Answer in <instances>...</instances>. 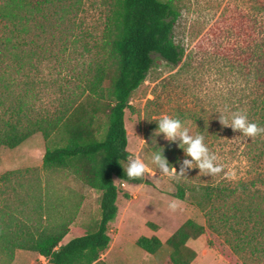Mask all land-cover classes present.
<instances>
[{
	"label": "rangeland",
	"instance_id": "374dc122",
	"mask_svg": "<svg viewBox=\"0 0 264 264\" xmlns=\"http://www.w3.org/2000/svg\"><path fill=\"white\" fill-rule=\"evenodd\" d=\"M172 1L180 13L174 27V40L183 47L185 56L175 68L154 57V64L144 82L130 95L129 108L124 112L126 148L130 155H139L151 172L143 179L146 183L123 182L122 189L119 188L121 182L114 179L118 190L117 215L110 222L109 235L111 239L115 237L117 245L107 263L122 264L121 257H125L127 261L131 258L135 264H164V255L169 251L167 247H162L154 255L155 260L137 255L146 253L134 244L135 239L148 236L150 230H159L158 238L165 240L187 220L206 226V212L210 207L217 215L230 214L233 211L231 205L238 200L247 205L255 189L250 186L247 196H241L236 190L239 182L250 183L252 177L244 153L248 137L220 123L221 115L228 116L231 123L234 104L242 99V95H247V78L232 68L237 65L235 50L245 47L244 38L236 45L238 37L230 18L240 13L244 16V26H249L248 2ZM105 13L103 0H82L71 20L62 25L63 32L56 33L54 40L49 35L45 37V54L33 60V67L26 65L20 71L11 59L4 62L6 65L0 60V101L3 102L0 124L7 118L5 109L14 104L11 97L5 100L10 93L14 97L27 94V113L32 119L52 116L69 99L82 97L98 60L93 47L100 40ZM4 86H7L8 93L3 92ZM107 86L108 82H105L104 87ZM164 116L180 119L184 127H190L192 135H204L205 144L218 155V163L224 171L213 177L193 168L179 180L162 176L151 163L156 150L173 146V151H167L165 158L177 172L183 167V160L190 159L180 147L179 140L170 142L163 134L153 136ZM95 120L96 137L102 140L107 127L106 115L99 111ZM55 144L52 140L46 142L40 133H36L13 149H0V176L13 172L7 182L0 183V208L7 205L24 220L39 202L44 208L41 214L46 216V219L42 218V224L72 222L80 205L78 197L82 191H87L77 176L67 171L47 172L39 167L40 155L46 147L53 148ZM123 164L126 170L128 160ZM256 188L264 196V170L263 180ZM179 190L184 193L183 200L177 197ZM210 191H213L211 202L205 198ZM132 194L136 198L128 203ZM173 201L179 205L176 212L168 208ZM99 205L100 193L94 190L87 204V216L93 224L100 217ZM218 238L223 244L222 250L229 251L238 264H264V256L252 254L249 249L236 253L235 237L225 228L220 227ZM186 245L195 252L192 264H228L218 252L207 247L205 236L189 240ZM261 249L264 250V242Z\"/></svg>",
	"mask_w": 264,
	"mask_h": 264
},
{
	"label": "trees",
	"instance_id": "16d2710c",
	"mask_svg": "<svg viewBox=\"0 0 264 264\" xmlns=\"http://www.w3.org/2000/svg\"><path fill=\"white\" fill-rule=\"evenodd\" d=\"M103 2L106 8L103 27L100 40L93 47L98 60L82 97L69 99L52 116L32 119L27 113V94L14 97L10 93L5 100L11 97L14 104L5 109L7 118L0 124V149H13L36 133H40L46 142L54 141L53 148L45 149L41 169L67 171L86 186L99 191L100 217L91 232L60 245L71 220L44 225L41 220L46 216L41 214L44 208L39 202L24 220L3 205L0 208V264H11L16 250L37 253L47 259L48 264H106L100 257L109 246V224L117 215L118 190L113 178L122 183H146L143 179H129L123 169L122 164L130 155L126 151L124 112L129 108L131 93L144 82L152 68L154 57L174 68L182 62L185 50L175 43L173 35L180 13L172 0ZM247 2L249 26H244V16L240 13L230 18L238 37L236 45L241 43V38L245 44V47H239L240 51L235 50L237 65L232 68L248 81L247 95H242L234 106L235 111L246 112L249 121L264 127V0ZM81 4L82 0H0L2 63L11 59L20 71L26 65L33 67V60L45 54V37L49 35L54 40L56 33H62V25L71 20ZM105 82H108L106 88ZM3 88V92L8 93L7 86ZM99 111L107 118L102 140L96 137L94 126ZM244 147L252 177L250 183L239 182L236 190L241 196H247L250 186L255 187L251 201L244 206L238 200L230 207L232 213L227 215H217L210 207L206 212V226L187 220L166 240L170 253L164 264H192L195 252L186 243L200 236H205L207 247L218 252L228 264H238L229 251L222 250L223 244L218 238L220 227L235 237L236 253L249 249L252 254L264 256L261 249L264 196L256 188L263 180L264 135L247 138ZM167 151H173V146L164 149V156ZM11 174L13 172L2 174L0 183L7 182ZM205 196L211 202L213 191ZM177 197L184 199L182 190L178 191ZM135 244L151 255L161 247L155 237H140Z\"/></svg>",
	"mask_w": 264,
	"mask_h": 264
},
{
	"label": "clouds",
	"instance_id": "9594fccd",
	"mask_svg": "<svg viewBox=\"0 0 264 264\" xmlns=\"http://www.w3.org/2000/svg\"><path fill=\"white\" fill-rule=\"evenodd\" d=\"M220 123L226 127H231L234 132H240L243 136L251 139L264 135V127L249 121L248 115L244 111L232 112L230 124L229 117L221 115ZM190 131V127H184L180 119L164 116L159 120L158 128L153 133V136L163 134L165 139L170 142L179 140L181 142L180 147L184 150L186 157H190V159L186 158L183 160V167L177 172L176 167L170 166L163 155L164 149L156 150L151 157V163L156 165L162 176L179 180L187 176L188 170L193 168H198L200 173L213 177L224 171L223 166L218 163V155L210 151L205 144L204 135H192ZM127 159L128 166L124 170L129 179H144L146 174H150L151 170L139 155H129ZM168 208L171 212H176L179 205L173 201L168 204Z\"/></svg>",
	"mask_w": 264,
	"mask_h": 264
},
{
	"label": "crops",
	"instance_id": "0c3cea01",
	"mask_svg": "<svg viewBox=\"0 0 264 264\" xmlns=\"http://www.w3.org/2000/svg\"><path fill=\"white\" fill-rule=\"evenodd\" d=\"M126 151L131 153L130 151H128L127 148H126ZM43 154L40 155L41 163H40L39 167L42 166ZM122 165H123V169H124V164H122ZM114 179H116V178H113V181H114ZM81 183H82V185L85 186V190L87 192L82 191L81 195L78 197V201H80L78 212H77L76 216L74 217V219L72 220L71 224L69 225L68 233L66 234V236H64V238L60 242V245H65L71 239H73L75 237H79V236L85 235V234H87V233H89V232H91L93 230L92 228H93L94 224L92 223V221L87 216V208H88L87 204H88V200H89V195L92 194V191H94V189L86 186L83 182H81ZM64 184H70V183H68V182L65 183L64 182ZM135 198H136L135 194L129 195L127 202L130 203ZM116 201H117V199H116ZM118 224H119V226H121L120 221L118 222ZM109 231H110V228H109ZM158 232H159V230H156V231L150 230V234H148V236H140V237H146V238L155 237V238H157L160 241L161 247L154 254H152V255L148 254L144 250L143 251L146 254H137V253H134V254H137V255H140V256H143V257L150 256V257H152L153 259L156 260L154 255H156L162 249V247H164V246L167 247L165 242L170 237V235H169L168 238H166L165 240H160L158 238ZM140 237H138V238H140ZM138 238L135 239L134 244H135V242H136V240ZM110 239H111V237H110ZM116 245H117V241H116V239L114 237L113 239L110 240L108 248L106 250H104V252L101 254L100 260H102L106 264H114L112 261L110 263H107V258L110 255L111 251L116 247ZM167 249L169 250L168 247H167ZM169 253H170V250L167 252V254L169 255ZM203 253L205 254L206 251L203 250ZM168 255H166V254L164 255L166 257H165L163 262H165V260L168 257ZM22 259H24V261ZM26 261H28V264H48L47 259H45L44 257L38 255L37 253L24 251V250H16L15 251L14 260L12 261L11 264H24V263H26ZM121 262H122V264H135V261L132 262L131 258L129 259V261H127L125 257H121ZM115 264H120V263L117 262Z\"/></svg>",
	"mask_w": 264,
	"mask_h": 264
},
{
	"label": "built area",
	"instance_id": "2783aa9c",
	"mask_svg": "<svg viewBox=\"0 0 264 264\" xmlns=\"http://www.w3.org/2000/svg\"><path fill=\"white\" fill-rule=\"evenodd\" d=\"M124 187V184L121 182L120 184H119V188H123Z\"/></svg>",
	"mask_w": 264,
	"mask_h": 264
}]
</instances>
